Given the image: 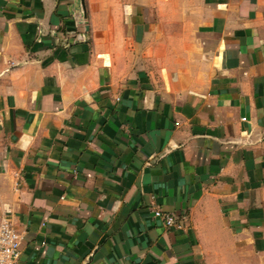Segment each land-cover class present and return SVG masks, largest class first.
Wrapping results in <instances>:
<instances>
[{"label": "crops", "instance_id": "obj_1", "mask_svg": "<svg viewBox=\"0 0 264 264\" xmlns=\"http://www.w3.org/2000/svg\"><path fill=\"white\" fill-rule=\"evenodd\" d=\"M75 1L0 0L17 264H264V0Z\"/></svg>", "mask_w": 264, "mask_h": 264}, {"label": "built area", "instance_id": "obj_2", "mask_svg": "<svg viewBox=\"0 0 264 264\" xmlns=\"http://www.w3.org/2000/svg\"><path fill=\"white\" fill-rule=\"evenodd\" d=\"M154 215L160 218L166 227L177 229L183 227L184 219L176 218L172 213L157 208ZM23 238V233L17 230L8 219L0 222V264L18 263Z\"/></svg>", "mask_w": 264, "mask_h": 264}, {"label": "rangeland", "instance_id": "obj_3", "mask_svg": "<svg viewBox=\"0 0 264 264\" xmlns=\"http://www.w3.org/2000/svg\"><path fill=\"white\" fill-rule=\"evenodd\" d=\"M86 4H87V0ZM92 8L100 9L102 10L104 8V5L107 6V10H110L111 12H116L117 10L120 11V14L124 17L125 10L130 7L132 8H138L140 4H143L144 11L146 10H157L159 9L160 13L164 12V16H157L156 13H154V17H150L149 24L158 25L160 23L161 26H169L171 25L168 21H171V17H168L166 12L174 8L173 4H169L168 0H90ZM102 8V9H101ZM140 8V7H139ZM153 14V13H152ZM150 16V15H149ZM114 19V18H113ZM122 19V18H121ZM165 34V33H164Z\"/></svg>", "mask_w": 264, "mask_h": 264}, {"label": "water", "instance_id": "obj_4", "mask_svg": "<svg viewBox=\"0 0 264 264\" xmlns=\"http://www.w3.org/2000/svg\"><path fill=\"white\" fill-rule=\"evenodd\" d=\"M75 4H76L75 10L76 11H80L82 13V17L85 18L86 16H85V14L83 12V0H76ZM84 30H85V34H83V38L86 41L87 38H88V34L87 33H88V30H89V27L87 26V24H85Z\"/></svg>", "mask_w": 264, "mask_h": 264}]
</instances>
